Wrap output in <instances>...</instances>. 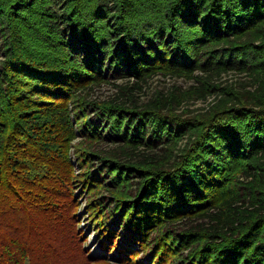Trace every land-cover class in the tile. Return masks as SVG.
I'll return each instance as SVG.
<instances>
[{
  "label": "trees",
  "instance_id": "trees-1",
  "mask_svg": "<svg viewBox=\"0 0 264 264\" xmlns=\"http://www.w3.org/2000/svg\"><path fill=\"white\" fill-rule=\"evenodd\" d=\"M76 187L115 264H264V0H0V264L103 261Z\"/></svg>",
  "mask_w": 264,
  "mask_h": 264
},
{
  "label": "rangeland",
  "instance_id": "rangeland-1",
  "mask_svg": "<svg viewBox=\"0 0 264 264\" xmlns=\"http://www.w3.org/2000/svg\"><path fill=\"white\" fill-rule=\"evenodd\" d=\"M243 77H244L243 75H236L233 73H229L224 76V78L228 80L230 79L239 80V78H243ZM173 83L180 84L183 87L188 84L185 81L180 80V79L174 80L171 78L156 77L151 80L149 88L145 89L146 91L144 94L141 95V97L143 99H146L149 97L150 93L154 89L166 88ZM113 91H114L113 86H111L110 84H104L93 92V96L102 99L106 97L107 95H110ZM211 102H212L211 99H208L205 102H202V101L190 102V103L184 104L181 107V109H185V111H189V112H197V111H201L207 108V106ZM77 188L78 187H76V190H75V195L77 197V206H78L77 211H76V219H77V222L79 223L77 228L80 231L82 237L84 238L83 248L85 249V251L87 252L89 256L96 258V259H103V261H94L90 264H115L113 259L110 258L109 256H106L107 254L103 252L102 249L98 246L99 243L96 239V236L93 234L95 231H93V228L91 227L88 221V218L86 216V213H85L86 212L85 210L86 195H83L80 192V190ZM112 252H116V250H113Z\"/></svg>",
  "mask_w": 264,
  "mask_h": 264
}]
</instances>
